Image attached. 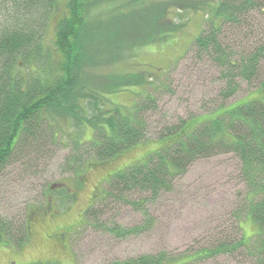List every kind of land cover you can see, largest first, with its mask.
I'll use <instances>...</instances> for the list:
<instances>
[{"label":"trees","instance_id":"16d2710c","mask_svg":"<svg viewBox=\"0 0 264 264\" xmlns=\"http://www.w3.org/2000/svg\"><path fill=\"white\" fill-rule=\"evenodd\" d=\"M166 1L68 0L53 41L47 44L44 34L49 19L59 11V0H0V179H9L4 173L13 166L22 180L33 179L38 162L49 158L51 147L59 146L61 139L69 148L65 171L76 174L92 159L102 164L145 140L149 142L140 115L152 110L154 98L142 95L130 117L120 116L116 108L105 111L103 98L82 84V72L88 46L93 43L118 48L130 44L129 49L135 50L156 40L157 34L165 40L181 28L169 22L171 4ZM175 2L180 9L202 13L206 19L208 26L192 40L186 54L213 65L218 76L214 98L219 104L208 113L164 126L155 151L105 180L93 204L100 200L142 210L144 223L132 228L115 224L99 227L116 237L152 230L155 222L146 207L156 206L161 195L172 189L174 179L194 162L217 155L228 156L233 163L237 175L232 179L242 188L237 194L239 203L215 219L221 222L204 236L208 243L191 254L175 259L164 250L108 264H201L237 253L247 264H264V0ZM133 6L142 12L146 24L136 28L139 32L118 37L124 29L111 31L107 25H119ZM119 10H124L123 17ZM103 30L112 37L111 43L104 40L108 36ZM233 36L236 38L230 42ZM243 93L235 103L226 105ZM59 122L69 126L68 135L57 127ZM86 126L92 131L90 141H84L76 131ZM68 190L66 186L58 189L62 192L55 196L59 203L66 198L71 201ZM48 193H53L51 186L41 191L45 206L51 198ZM133 197L140 198L135 201ZM55 204L58 206L57 201ZM93 208L89 207L87 216L97 221ZM26 209L21 228L0 218V241L10 244L14 240L19 247L27 242L30 208ZM242 216L255 225L250 238L243 233ZM223 226L228 231L222 230Z\"/></svg>","mask_w":264,"mask_h":264},{"label":"rangeland","instance_id":"374dc122","mask_svg":"<svg viewBox=\"0 0 264 264\" xmlns=\"http://www.w3.org/2000/svg\"><path fill=\"white\" fill-rule=\"evenodd\" d=\"M67 1L59 0V11L49 19L44 34L47 44L53 41L56 23L62 18L61 10H65ZM175 1H166L172 5L168 9V18L172 25L181 28L168 35L165 40L161 36L158 38L157 34L156 40L153 39L148 45L143 44L135 50L129 49L130 44L118 48L117 45L107 47L93 43L88 46L89 55L82 72V84L103 98L105 111L116 108L120 116L130 117L134 106L141 103L142 95L148 94L154 98L152 110L140 115L149 142L145 140L137 147L125 150L102 164L92 159L85 170L76 174L65 171L69 148L63 141L65 139H61L59 146L53 149L51 147L49 158L38 162L33 179L22 180L15 166L8 169L4 174L10 175L9 179L7 176L0 179V218L21 228L26 208L29 207V227L30 223L32 226L27 242L20 247L14 245L17 242L14 240L10 244L0 241V264H108L164 250L170 257L177 259L207 244L203 240L204 236L210 228L221 222L220 219H215L224 212L227 213V208L233 203H239L237 194L242 188L232 179L237 175L233 163L228 156L217 155L194 162L184 175L174 179L172 189L161 195L156 206L146 207L151 211L155 222L152 230L143 234L116 237L100 228L104 224L107 225L104 229L114 224L132 228L144 223L142 210L125 205L113 206L108 202L101 203L100 200L93 204L99 198L109 175L155 151L160 143L156 141L158 134L164 126L174 125L179 119L208 113L219 104L214 98L218 76L217 73L214 74L213 65L205 58L194 59L190 53L186 54L192 40L208 26L206 19L202 13L180 9L178 4H174L177 3ZM130 9L132 12L126 14L127 18L119 25L116 22L107 25L111 31L113 28L124 29L118 33V37L139 32L141 30L136 28L146 24L138 7ZM122 11L124 10L118 12L122 15ZM102 33L108 36L104 40L109 42L112 37L107 34L108 31L103 30ZM235 38L233 36L229 41L233 42ZM112 54L117 56L113 57ZM139 79L146 83L139 85ZM244 95L245 93L231 99L226 105L235 103ZM206 117L207 115L203 118ZM61 123L57 127L68 135L69 126H61ZM76 131L84 141L92 140V131L87 126ZM50 186L53 193H48L47 196L51 198L45 206L46 198L43 199L41 191ZM63 186L76 199L70 201L66 198L59 203L55 196L62 194L58 189ZM139 198L132 199L137 201ZM89 207H94L97 221L87 216ZM51 208L58 213L57 217H40ZM241 227L246 238L253 236L256 230L253 221L244 216L241 217ZM33 229H37L36 233H33ZM58 229L65 230L66 233L74 231L63 236L59 246L52 247L54 242L46 237ZM221 229L228 231L226 226ZM201 264L247 262L237 253L231 257L206 259Z\"/></svg>","mask_w":264,"mask_h":264},{"label":"flooded vegetation","instance_id":"af4514ba","mask_svg":"<svg viewBox=\"0 0 264 264\" xmlns=\"http://www.w3.org/2000/svg\"><path fill=\"white\" fill-rule=\"evenodd\" d=\"M68 192H69V195L71 196V200L72 199H76L75 198V195L70 191V190H68ZM57 212L55 211V210H52V209H50V211L49 212H45V214H44V217L45 218H47V217H49V216H51V217H57ZM40 217H42V216H40ZM30 222V221H29ZM31 223H30V227H29V231H30V234H31ZM34 227H36V226H34ZM40 228H38V230H39ZM34 231H35V233H36V231H37V229H33V233H34ZM74 230H72V231H69V232H67L66 233V231L65 230H62V229H58L56 232H53V233H50V235L49 236H47L46 237V239L47 240H49V241H53L54 243H52V247L54 246V247H57V246H59L60 245V243L63 241V236H65V235H67V234H70V233H72ZM28 238H29V235H28ZM57 244V245H56ZM64 248V243H63V245H62V249Z\"/></svg>","mask_w":264,"mask_h":264}]
</instances>
